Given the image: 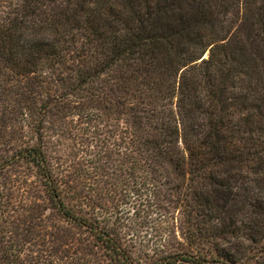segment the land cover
<instances>
[{
	"label": "trees",
	"instance_id": "obj_1",
	"mask_svg": "<svg viewBox=\"0 0 264 264\" xmlns=\"http://www.w3.org/2000/svg\"><path fill=\"white\" fill-rule=\"evenodd\" d=\"M11 3L0 264H264V0Z\"/></svg>",
	"mask_w": 264,
	"mask_h": 264
},
{
	"label": "rangeland",
	"instance_id": "obj_2",
	"mask_svg": "<svg viewBox=\"0 0 264 264\" xmlns=\"http://www.w3.org/2000/svg\"><path fill=\"white\" fill-rule=\"evenodd\" d=\"M3 3L5 5L11 3V5L14 6L15 0H0V15H2L1 14L2 10H7V8L2 5ZM14 114L15 113L11 114V112H8V111H5V113L3 114L2 108L0 109V151L2 149L8 148L11 143H13L14 146L18 144V141L16 140V134L18 133L19 124L14 119H12L11 121L9 120V116H14ZM49 154H51V156L53 155L55 156L54 159H52V161H54L55 163L56 156L58 154L51 150H49ZM232 208L234 211H237L240 208L244 210L243 205H232ZM121 210H122V213L124 211L130 210L131 212L128 214H130L131 219H134L138 221L139 223H142V226L140 228V236L138 237L139 242L144 243V245H147L148 247H152L157 241V237L154 236V234L156 233L157 228L160 227L159 226L160 220L159 218L156 219L158 216L156 214H153L152 217L145 218L143 216L144 215L143 213H141L139 216H136L135 209L133 208V206H131V204L122 205ZM136 210H137V207H136ZM184 264H187V263H184Z\"/></svg>",
	"mask_w": 264,
	"mask_h": 264
}]
</instances>
